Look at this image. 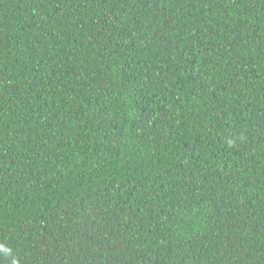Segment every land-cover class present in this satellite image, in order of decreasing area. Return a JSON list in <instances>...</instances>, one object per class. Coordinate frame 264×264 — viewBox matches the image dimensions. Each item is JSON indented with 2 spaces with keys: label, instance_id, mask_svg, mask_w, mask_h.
Segmentation results:
<instances>
[{
  "label": "trees",
  "instance_id": "1",
  "mask_svg": "<svg viewBox=\"0 0 264 264\" xmlns=\"http://www.w3.org/2000/svg\"><path fill=\"white\" fill-rule=\"evenodd\" d=\"M0 264H264V0H0Z\"/></svg>",
  "mask_w": 264,
  "mask_h": 264
}]
</instances>
